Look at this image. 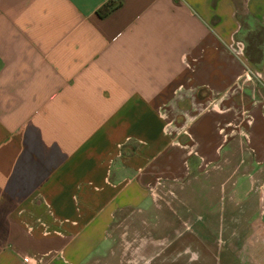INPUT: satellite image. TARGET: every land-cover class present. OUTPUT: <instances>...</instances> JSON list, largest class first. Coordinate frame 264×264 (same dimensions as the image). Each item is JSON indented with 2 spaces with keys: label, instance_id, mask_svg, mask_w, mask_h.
Masks as SVG:
<instances>
[{
  "label": "crops",
  "instance_id": "crops-1",
  "mask_svg": "<svg viewBox=\"0 0 264 264\" xmlns=\"http://www.w3.org/2000/svg\"><path fill=\"white\" fill-rule=\"evenodd\" d=\"M258 24L264 0H0V264H111L117 215L189 179L190 141L204 164L247 143L259 194L238 264H264Z\"/></svg>",
  "mask_w": 264,
  "mask_h": 264
},
{
  "label": "rangeland",
  "instance_id": "rangeland-1",
  "mask_svg": "<svg viewBox=\"0 0 264 264\" xmlns=\"http://www.w3.org/2000/svg\"><path fill=\"white\" fill-rule=\"evenodd\" d=\"M253 36L250 31L246 41L261 40L263 30ZM251 118L241 109L239 127ZM189 148L198 165L185 183L161 186L146 210L117 215L113 254L110 247L101 253L111 264H227L229 256L242 262L238 253L255 226L259 194L251 150L245 141L225 143L204 164L194 141Z\"/></svg>",
  "mask_w": 264,
  "mask_h": 264
},
{
  "label": "trees",
  "instance_id": "trees-1",
  "mask_svg": "<svg viewBox=\"0 0 264 264\" xmlns=\"http://www.w3.org/2000/svg\"><path fill=\"white\" fill-rule=\"evenodd\" d=\"M117 7V4L114 2H109L108 4L102 6L98 10V14L101 17H105L109 15L115 8ZM261 29L263 30V38L259 41L254 38V41L252 44L248 41L246 46V54L250 60H252L258 67H261L264 63V26L260 25ZM261 29H254L251 32L254 34L253 37H255L256 34H258ZM261 35V33H260ZM251 45V46H250ZM251 48H253V52L251 51Z\"/></svg>",
  "mask_w": 264,
  "mask_h": 264
},
{
  "label": "built area",
  "instance_id": "built-area-1",
  "mask_svg": "<svg viewBox=\"0 0 264 264\" xmlns=\"http://www.w3.org/2000/svg\"><path fill=\"white\" fill-rule=\"evenodd\" d=\"M252 79V75H251V73H247L245 76H244V78H242L241 80H240V82L238 83V85L240 86V87H243L244 86V81H249V80H251ZM242 81V82H241ZM25 262L27 263V264H38L34 259H32L31 257H25Z\"/></svg>",
  "mask_w": 264,
  "mask_h": 264
}]
</instances>
